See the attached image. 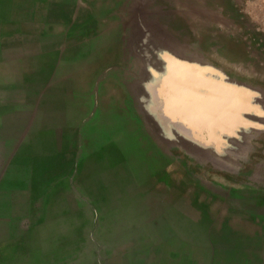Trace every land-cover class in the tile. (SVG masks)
Masks as SVG:
<instances>
[{
  "label": "rangeland",
  "instance_id": "1",
  "mask_svg": "<svg viewBox=\"0 0 264 264\" xmlns=\"http://www.w3.org/2000/svg\"><path fill=\"white\" fill-rule=\"evenodd\" d=\"M200 208H264V0H0V264H220Z\"/></svg>",
  "mask_w": 264,
  "mask_h": 264
},
{
  "label": "crops",
  "instance_id": "2",
  "mask_svg": "<svg viewBox=\"0 0 264 264\" xmlns=\"http://www.w3.org/2000/svg\"><path fill=\"white\" fill-rule=\"evenodd\" d=\"M200 209L217 236L209 251L224 255L220 264H264V208Z\"/></svg>",
  "mask_w": 264,
  "mask_h": 264
}]
</instances>
